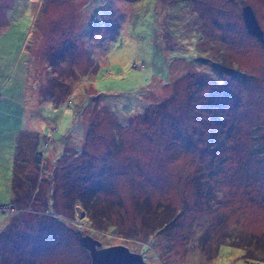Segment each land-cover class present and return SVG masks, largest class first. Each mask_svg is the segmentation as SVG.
<instances>
[{"label":"rangeland","instance_id":"rangeland-1","mask_svg":"<svg viewBox=\"0 0 264 264\" xmlns=\"http://www.w3.org/2000/svg\"><path fill=\"white\" fill-rule=\"evenodd\" d=\"M208 1L0 7V264H264V0Z\"/></svg>","mask_w":264,"mask_h":264},{"label":"water","instance_id":"water-1","mask_svg":"<svg viewBox=\"0 0 264 264\" xmlns=\"http://www.w3.org/2000/svg\"><path fill=\"white\" fill-rule=\"evenodd\" d=\"M242 16L248 32L264 43V30L253 7L251 5L243 7ZM85 243L92 254V264H149L141 255L130 252L122 245L97 249L96 246L100 245L98 241L90 238Z\"/></svg>","mask_w":264,"mask_h":264},{"label":"trees","instance_id":"trees-1","mask_svg":"<svg viewBox=\"0 0 264 264\" xmlns=\"http://www.w3.org/2000/svg\"><path fill=\"white\" fill-rule=\"evenodd\" d=\"M194 2H196V1H202L205 5H207L208 3H209V1L208 0H193ZM0 2H1V0H0ZM9 3V0H2V2L0 3V7H4V6H6V4H8ZM198 4V3H197ZM196 5V4H195ZM59 10V9H58ZM1 12H3V10L1 11ZM1 16H2V18H4V14L3 13H1ZM142 67V66H141ZM67 108L68 109H72L73 110V108H72V106H71V103H68V105H67ZM71 110V111H72ZM220 118L222 117V116H219ZM97 115H95V119L93 120V122H94V124H95V122L97 121V124H99V126H102V127H105V126H108L109 127V132H110V134L112 135V136H114V137H116V136H118V132H119V129H121V131H122V128H128L129 126H130V124L128 123V124H126V125H124V127H121V126H118V128H117V130L115 131V132H111V125H108V124H100L99 122H98V120H97ZM218 118V117H217ZM128 122H129V120H128ZM93 123H92V121H91V125H93L92 126V129H93V135H91L90 136V138L91 137H93L95 134H96V131H98V128L96 129V127L97 126H95ZM98 126V127H99ZM108 132V133H109ZM216 142H218V144H222V143H224L225 141L224 140H222V139H220V138H218L217 140H216ZM254 147L256 148V151H260V149L262 148L260 145H258V144H256V145H254ZM260 154H261V152H260ZM258 160H260V161H264V159L263 158H260V157H258ZM260 163V162H259ZM212 164H213V161H212ZM214 170V169H213ZM262 177V176H261ZM50 184H53L52 182H50ZM55 190V189H54ZM83 190L84 189H80L78 192H76L75 193V199H73V200H71L70 201V204H71V206H72V208H73V215L72 216H74V219H73V224H75V225H78V226H81V221H79V219H80V217H83L84 216V214L85 213H88V200L90 199V197H92V196H94L93 194H88V193H83ZM88 190L89 191H91L92 193L94 192V190H95V186L93 187V188H88ZM208 190V189H207ZM97 195V194H96ZM95 198V197H94ZM0 206H2V205H0ZM80 207H85V209L83 210V214H81L80 212H79V209H80ZM85 210L87 211V212H85ZM13 212L15 213L16 212V209H14L13 210ZM107 221H109V220H107ZM111 222V221H110ZM74 234H75V232H73ZM76 236H78L79 238H80V235L76 232V234H75ZM81 239V238H80ZM82 240V239H81ZM153 240H155V243H156V239L153 237ZM258 261H260V260H249V261H247V263L248 264H259V262Z\"/></svg>","mask_w":264,"mask_h":264},{"label":"snow or ice","instance_id":"snow-or-ice-1","mask_svg":"<svg viewBox=\"0 0 264 264\" xmlns=\"http://www.w3.org/2000/svg\"><path fill=\"white\" fill-rule=\"evenodd\" d=\"M138 7H139V5H138ZM108 83H112V82L109 81ZM5 193H6V190L2 187V182H0V199L3 198V196L5 195ZM238 255H242V253H238Z\"/></svg>","mask_w":264,"mask_h":264},{"label":"clouds","instance_id":"clouds-1","mask_svg":"<svg viewBox=\"0 0 264 264\" xmlns=\"http://www.w3.org/2000/svg\"><path fill=\"white\" fill-rule=\"evenodd\" d=\"M1 208V206H0ZM7 208V207H6ZM14 210V209H13ZM12 208L11 207H8L7 211H3V213H8V212H13Z\"/></svg>","mask_w":264,"mask_h":264}]
</instances>
